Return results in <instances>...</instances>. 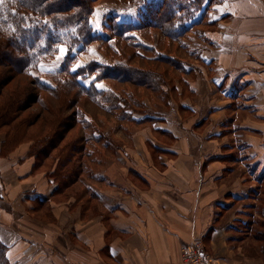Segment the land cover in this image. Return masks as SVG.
<instances>
[{
	"label": "crops",
	"instance_id": "0c3cea01",
	"mask_svg": "<svg viewBox=\"0 0 264 264\" xmlns=\"http://www.w3.org/2000/svg\"><path fill=\"white\" fill-rule=\"evenodd\" d=\"M210 4L213 28L195 25L188 40L196 69L145 99L132 143L86 181L101 195L95 211L56 204L47 222L30 199L55 183L26 160L1 164L11 264H183L192 241L209 255L199 264H264V0Z\"/></svg>",
	"mask_w": 264,
	"mask_h": 264
},
{
	"label": "trees",
	"instance_id": "16d2710c",
	"mask_svg": "<svg viewBox=\"0 0 264 264\" xmlns=\"http://www.w3.org/2000/svg\"><path fill=\"white\" fill-rule=\"evenodd\" d=\"M100 1L3 0L0 4V91L15 75H24L33 84L26 87L24 98L6 106L11 112H5V125L13 115L17 121L21 104L30 100L50 113L29 120L27 130H15L16 124L9 138L18 139L19 132L22 140L31 139L28 173L42 172L41 176L55 183L48 198L30 199L35 211L43 214L56 204H65L61 197H70L69 207L79 206L82 218L96 210L101 195L86 181L103 178L102 168L116 159L132 136L125 126L138 125L142 118L135 114L151 111L145 99L165 96L171 76L196 69L191 58L197 48L188 42L191 28L214 25L206 15L212 0H144L139 21L104 12L100 32H95L91 17ZM205 30L197 33L204 35ZM95 42L111 63H79ZM56 57L54 84L31 74ZM2 113L0 109V119ZM99 115L115 120L110 131L113 137L104 130ZM120 128L126 132L121 142L114 137ZM8 250L0 240V264H11Z\"/></svg>",
	"mask_w": 264,
	"mask_h": 264
},
{
	"label": "rangeland",
	"instance_id": "374dc122",
	"mask_svg": "<svg viewBox=\"0 0 264 264\" xmlns=\"http://www.w3.org/2000/svg\"><path fill=\"white\" fill-rule=\"evenodd\" d=\"M144 0H101L100 2H98V4L95 6L94 9V14L91 17V21H92V25L94 26L95 32H100L99 30V24L102 21L101 20V16L104 14V12H112L114 14H117L118 16H120L121 18H123L124 20L127 21H131V20H138L140 19V16L144 10ZM205 28L211 29L213 27H199L196 29V33L199 32V30H205ZM154 36H157V32H153ZM194 35V33H190V40L192 39V36ZM197 36V34H196ZM193 36L194 38H199ZM155 40V38H154ZM98 42L93 43V45L91 46V48L89 49V51L82 55L79 63H84L87 62L89 60H95V61H99V62H104V63H111L112 60L109 56H107L105 54V52L103 50H101L98 47ZM112 54V53H111ZM109 55V53H108ZM59 56V54L57 55ZM59 58V57H58ZM58 58L56 57L54 60L52 61H44L43 63L40 64V66L37 69H33L31 71V74L34 75L35 77H38L40 79H42L44 82H48V83H53V81L51 80L53 75H56L57 71H56V62L58 60ZM138 64L141 62H137ZM173 78L172 81L174 80V77H170ZM172 81H170L169 83H171ZM6 83L1 87V91H0V109L2 110V114H3V118L0 119V166L5 165L6 164V159H8L7 164L10 161H14L12 158H17L19 162H23V160H27L28 159V151L30 148V144H31V139L29 140H22L21 137H23V134L21 135V133L17 132V135L15 138V140H10V134L11 132H14L17 128H26V124L29 123V120H33V119H37L40 117V114H43V116H45V114L50 115L49 112H43L39 106V104L37 102H32L31 100L29 103L21 104V106H23V109L17 113V121H13L14 120V115L13 117H9L10 120H8V125H5V112H11V108L7 105L11 104L12 100H17L20 97L24 98V95H27L24 93L26 87H33V84L30 82V79L27 78L24 75H15L13 78H11L8 81H5ZM98 87H104L103 84H97ZM169 85V84H168ZM167 85V86H168ZM170 88V87H168ZM37 113V114H36ZM46 115V116H47ZM99 117L101 119H103L104 121V125L105 128L104 130L111 133L112 136V132H110L111 130L114 129V127L116 126L115 120L113 118H105L101 115H99ZM4 119V120H3ZM4 121V122H3ZM3 122V123H1ZM28 122V123H27ZM40 123V122H39ZM18 124V126L15 128V125ZM22 125L24 127H22ZM125 126V125H124ZM143 126L142 125H133V124H127L125 126V130L126 128L128 129V131H130L129 133L134 134L135 131H139ZM15 128V130H14ZM36 127H33V130ZM38 128V127H37ZM146 127H144L145 129ZM130 129V130H129ZM14 130V131H13ZM32 130V128H31ZM53 130V128H52ZM124 128H120L116 134L114 135V137L116 138V140H118L119 142L123 141V136L126 132H125ZM113 137V136H112ZM21 138V139H20ZM31 138V137H30ZM125 139V138H124ZM126 140V139H125ZM132 143L131 140H126V143ZM3 143V144H2ZM12 145L14 146H11ZM13 147V148H12ZM9 150V151H8ZM6 153V155H5ZM10 155V156H9ZM38 173H42V172H38ZM1 188V186H0ZM63 199V201H65V204H67L68 206H70L71 204V198L70 197H61ZM90 206L96 205L93 202H89ZM3 206V204H2ZM96 207V206H94ZM44 212H46L45 215H47L44 219L47 222H51L54 217L52 214V211H46L43 210ZM33 214H39L40 212H31ZM4 234V233H3Z\"/></svg>",
	"mask_w": 264,
	"mask_h": 264
},
{
	"label": "built area",
	"instance_id": "2783aa9c",
	"mask_svg": "<svg viewBox=\"0 0 264 264\" xmlns=\"http://www.w3.org/2000/svg\"><path fill=\"white\" fill-rule=\"evenodd\" d=\"M203 246L199 241H192L181 248V261L183 264H199L208 259L209 255L203 253Z\"/></svg>",
	"mask_w": 264,
	"mask_h": 264
},
{
	"label": "snow or ice",
	"instance_id": "6c2138e0",
	"mask_svg": "<svg viewBox=\"0 0 264 264\" xmlns=\"http://www.w3.org/2000/svg\"><path fill=\"white\" fill-rule=\"evenodd\" d=\"M2 3H3V0H0V4H2ZM60 51H61V54L63 55L64 49H61Z\"/></svg>",
	"mask_w": 264,
	"mask_h": 264
}]
</instances>
